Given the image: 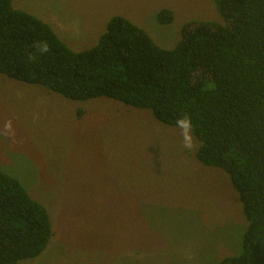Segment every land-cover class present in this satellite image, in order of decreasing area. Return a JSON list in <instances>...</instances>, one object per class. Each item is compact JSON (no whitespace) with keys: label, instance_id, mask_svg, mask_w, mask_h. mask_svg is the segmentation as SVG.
Returning a JSON list of instances; mask_svg holds the SVG:
<instances>
[{"label":"rangeland","instance_id":"1","mask_svg":"<svg viewBox=\"0 0 264 264\" xmlns=\"http://www.w3.org/2000/svg\"><path fill=\"white\" fill-rule=\"evenodd\" d=\"M74 52L116 16L175 48L189 23L228 22L215 0H13ZM163 11L171 21H161ZM79 113L81 114L79 116ZM11 122V128L5 125ZM178 127L108 98L74 101L0 74V171L48 211L53 237L19 264H219L248 221L230 176L188 151ZM129 211L126 205L137 206ZM146 241L138 247L139 226Z\"/></svg>","mask_w":264,"mask_h":264},{"label":"trees","instance_id":"2","mask_svg":"<svg viewBox=\"0 0 264 264\" xmlns=\"http://www.w3.org/2000/svg\"><path fill=\"white\" fill-rule=\"evenodd\" d=\"M12 2L0 0V74L74 101L148 109L169 126L191 117L197 159L230 176L248 221L241 252L219 264H264V0H215L228 24L189 23L173 49L116 16L81 52ZM171 19L163 11L161 21ZM52 237L47 209L0 171V264L39 257Z\"/></svg>","mask_w":264,"mask_h":264},{"label":"clouds","instance_id":"3","mask_svg":"<svg viewBox=\"0 0 264 264\" xmlns=\"http://www.w3.org/2000/svg\"><path fill=\"white\" fill-rule=\"evenodd\" d=\"M37 47L40 49L41 52L46 53L48 51V45L47 43H37ZM176 127H178L181 131V137H182V146L184 149L191 151L195 147V141H194V127L191 117L185 115L182 116L180 119L176 121ZM6 129L11 128V122L9 121L5 125Z\"/></svg>","mask_w":264,"mask_h":264},{"label":"crops","instance_id":"4","mask_svg":"<svg viewBox=\"0 0 264 264\" xmlns=\"http://www.w3.org/2000/svg\"><path fill=\"white\" fill-rule=\"evenodd\" d=\"M135 203H137V206H132V205H126L125 208H127L128 210L131 208L132 210H137L138 211V206L139 204L141 203L140 202V199L137 197L134 199ZM132 210H129V211H132ZM137 226H139V234H138V247L139 248H142L143 244L145 243L146 241V235H145V229H144V226L142 225V227H140L141 225L137 224Z\"/></svg>","mask_w":264,"mask_h":264}]
</instances>
